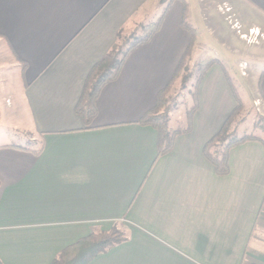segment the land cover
<instances>
[{"label": "crops", "instance_id": "obj_1", "mask_svg": "<svg viewBox=\"0 0 264 264\" xmlns=\"http://www.w3.org/2000/svg\"><path fill=\"white\" fill-rule=\"evenodd\" d=\"M163 2L0 0V50L17 71L0 77L2 264H51L118 223L127 241L89 264H264L263 145L231 149L222 176L203 155L235 107L221 67L203 76L192 128L168 153L158 157L156 131L138 123L190 42L186 1H171L159 31L101 88L92 123L75 113L118 33L153 22ZM223 4L242 28L264 32V0ZM262 73L250 90L264 103Z\"/></svg>", "mask_w": 264, "mask_h": 264}, {"label": "trees", "instance_id": "obj_2", "mask_svg": "<svg viewBox=\"0 0 264 264\" xmlns=\"http://www.w3.org/2000/svg\"><path fill=\"white\" fill-rule=\"evenodd\" d=\"M172 0L160 9L158 17L150 23L137 25L138 33L132 34L128 38L123 36L120 31L117 40L111 47L105 57L98 62L88 74L81 96L75 106V113L81 118L83 124L88 126L96 116V100L101 88L115 81L121 71V68L127 57L135 49L149 43L151 38L159 31L164 17L169 9ZM186 10L182 16V27L190 35V42L184 51L177 68L167 85L159 93L156 106L148 111L140 120L139 124L152 127L157 133L158 157L168 153L172 147L174 139L188 133L192 128V117L197 110V88L205 73L214 65L221 67L229 91L235 102V108L229 114L218 133L213 136L204 146L203 155L205 159L213 166L216 174L226 175L228 173V154L229 151L237 146L247 142H259L264 147V139L252 133H238L233 127L237 118L244 109L243 101L229 78L224 66L216 59L199 61L195 64V70L192 72L189 64L192 59V53L195 48L198 35L188 23ZM194 77V92L191 108L186 111V124L182 128L170 129L168 126L169 115L166 108L167 95L173 84L181 78V83ZM264 76V72L261 74ZM260 124L254 126V129L264 131L262 120ZM127 241L124 230L119 229L116 224L106 232H93L88 236L78 240L76 243L62 250L52 261L51 264H89L95 257L104 254L112 248ZM0 264H2L0 262Z\"/></svg>", "mask_w": 264, "mask_h": 264}, {"label": "rangeland", "instance_id": "obj_3", "mask_svg": "<svg viewBox=\"0 0 264 264\" xmlns=\"http://www.w3.org/2000/svg\"><path fill=\"white\" fill-rule=\"evenodd\" d=\"M184 1L189 5L188 23L198 35L194 57L189 64L192 72L195 70L194 66L197 62H204L210 57L212 59L215 57L214 59L224 63L226 65L224 68L244 104V109L233 127L239 134L252 133L264 139V131L259 132L254 129L255 125L261 123L260 120L264 127V112L261 108L254 106V102L260 100L258 92L250 90L251 81L264 72V32L251 28L256 30L260 36L255 40L248 38L249 29L242 28L232 8L223 4L224 0ZM162 7L163 5L159 10ZM135 33H138L137 27L129 32H123V36L128 38ZM210 48L213 50L211 51ZM11 61L12 57L8 50H0V77L4 83L8 80L7 72L14 71L13 68H10ZM184 77L185 75H183L182 83L179 78L173 84V88L167 95L166 108L169 118H171L170 125L173 127L185 126L186 111L192 105L194 77L188 81H185L186 77L185 80ZM10 134L11 139L15 138L12 136V132ZM116 226L124 230L122 224L118 223Z\"/></svg>", "mask_w": 264, "mask_h": 264}, {"label": "built area", "instance_id": "obj_4", "mask_svg": "<svg viewBox=\"0 0 264 264\" xmlns=\"http://www.w3.org/2000/svg\"><path fill=\"white\" fill-rule=\"evenodd\" d=\"M259 33L254 30V29H250L248 31V38H252V39H256L257 37H259ZM246 37V36H245ZM254 106H256V108H261V110L264 112V103L260 102V100H257L256 102H254Z\"/></svg>", "mask_w": 264, "mask_h": 264}]
</instances>
